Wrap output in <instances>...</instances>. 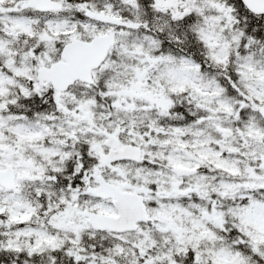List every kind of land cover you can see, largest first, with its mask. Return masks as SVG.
<instances>
[{
	"label": "snow or ice",
	"instance_id": "1",
	"mask_svg": "<svg viewBox=\"0 0 264 264\" xmlns=\"http://www.w3.org/2000/svg\"><path fill=\"white\" fill-rule=\"evenodd\" d=\"M0 264H264V0H0Z\"/></svg>",
	"mask_w": 264,
	"mask_h": 264
}]
</instances>
